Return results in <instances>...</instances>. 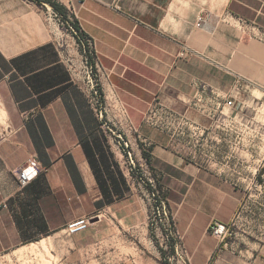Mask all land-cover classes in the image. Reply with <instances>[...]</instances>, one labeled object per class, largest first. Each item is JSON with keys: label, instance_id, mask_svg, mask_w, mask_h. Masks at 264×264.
<instances>
[{"label": "crops", "instance_id": "1", "mask_svg": "<svg viewBox=\"0 0 264 264\" xmlns=\"http://www.w3.org/2000/svg\"><path fill=\"white\" fill-rule=\"evenodd\" d=\"M55 1L90 39L105 115L88 103V66L72 34L46 6L0 0V264H102V231L70 235L66 226L96 215L146 225L130 151L164 189L188 263L209 264L221 245L209 227L232 222L242 194L199 157L231 116L215 119L191 101L224 96L233 75L264 91V0ZM30 158L39 171L21 188L14 173Z\"/></svg>", "mask_w": 264, "mask_h": 264}, {"label": "rangeland", "instance_id": "2", "mask_svg": "<svg viewBox=\"0 0 264 264\" xmlns=\"http://www.w3.org/2000/svg\"><path fill=\"white\" fill-rule=\"evenodd\" d=\"M58 23L66 35L72 34L66 30L65 23ZM65 34L59 40L61 46L66 45L68 38ZM82 42L84 43L83 39ZM71 43L69 45L80 52L86 58L87 66H90L93 60L88 50L86 49L84 54L81 43L75 38L71 39ZM92 73L94 79H97L94 67ZM231 78V84L225 94L234 100L233 108L222 110L220 107L218 110H211L209 107L204 112L206 115L215 116V119L223 114L230 115L229 122L225 125L215 124L214 129L216 126L217 128L214 132L220 135V142L217 143L211 138L212 142L207 143L208 148H204L199 157L207 163H216V170L228 177L241 191L242 202L233 221L227 224L231 235L221 241L209 264H264V91L250 85L249 80L244 77L233 75ZM236 85L238 87H235ZM102 101L104 108V95ZM196 103L197 99L191 101L192 105ZM162 108L163 105L156 100L153 110L157 116ZM202 111L205 110L201 108L200 112ZM103 114L105 115L104 112ZM118 134L121 146L128 152L130 146L126 148L123 144L127 142L126 138L121 134V130H118ZM215 145L218 149L213 147ZM209 146L218 151L214 156H211L212 150H209ZM130 153L132 158H128L133 169L132 177L136 183L140 182L144 192V196L141 194L144 199L141 201V211L146 218V225L125 228L116 221H111L110 215L91 220L89 228H97L103 233L102 264H189L180 247L179 252H175V237H169L168 240L165 237L164 228L170 227L171 218L165 204L167 224L164 227L160 200L152 187H156V175L148 166L142 165L141 160L134 158L131 151ZM149 180L154 184H150ZM159 195L161 196L160 193ZM170 239L174 241L172 247ZM216 239L220 241L219 238Z\"/></svg>", "mask_w": 264, "mask_h": 264}, {"label": "built area", "instance_id": "3", "mask_svg": "<svg viewBox=\"0 0 264 264\" xmlns=\"http://www.w3.org/2000/svg\"><path fill=\"white\" fill-rule=\"evenodd\" d=\"M44 6H46L48 8V10L50 11L49 16L59 22V19H58V16L56 15V13L51 8H49L47 5H44ZM202 23H203V20L199 19L196 26L200 27L202 25ZM66 30L70 31L72 33H75L72 26L69 24H67ZM81 45H82L83 50H84L83 53L85 54L86 49H87L89 55L91 57H93V51L91 49L92 45L90 43V40H84V43L81 41ZM186 53L187 52L185 50H183L180 52L179 56L185 57ZM92 60H93V67L96 69V67H95L96 63H95L94 59H92ZM86 63H87V60H86ZM87 65H88V63H87ZM93 67L88 66L87 81H86V85H85V87H86L85 88L86 98L88 100L89 105L92 108H94V110L96 111L97 115L102 116L104 109L102 108L98 92L95 89V87H97V84H96V79H94V75L92 73ZM249 83H250V85H253L256 87V85L254 83H252L251 81H249ZM235 87H238V85H236ZM211 95L212 96L206 97L205 99L202 98V96H200L199 99L200 98L201 99L200 100L198 99V102H200V101L204 102V104L207 105L208 109H209V107H211L210 108L211 110H214V108L216 110H218V109H220V107H222V110L225 108H227V109L233 108L234 100L232 101L231 99H229L230 97L227 96L226 94H224V96H221V95L214 94L211 91ZM151 114L155 115L156 111H154V110L151 111ZM168 115H173V114L168 113ZM123 144L127 148V143L124 142ZM127 156L129 158H131L130 153H127ZM38 171H39L38 161L35 158L28 159L26 161V163H24V165H22V167L14 173V177H15V180H16L18 186L21 188L25 187L27 184H29L37 176ZM149 182H150V184L151 183L154 184L153 181H151V180H149ZM152 187L156 190L157 197L160 200V208L162 210L161 212H162V214L164 216V220H165V224H163V226L165 227L167 224V221H166L167 214H166V211L164 210L165 209V201L160 197L159 191L157 190V188L154 185ZM153 196H154V194H153ZM158 212H159L158 214L160 215L159 209H158ZM96 217L99 218V216L96 215L90 219H78V220L72 221L71 223H69L66 226V230L68 231V233L70 235H74V234L86 231L89 228V226L91 225V220H93ZM164 231L166 232L165 237L167 240L169 237H172V238H173V236L175 237V233H173L170 230V227H168V228L165 227ZM209 231L214 237L219 238L220 242L222 240H224L227 236L231 235L228 225L217 222V221H214L211 223V225L209 227ZM174 249H175L176 253L179 252L178 245H175Z\"/></svg>", "mask_w": 264, "mask_h": 264}, {"label": "trees", "instance_id": "4", "mask_svg": "<svg viewBox=\"0 0 264 264\" xmlns=\"http://www.w3.org/2000/svg\"><path fill=\"white\" fill-rule=\"evenodd\" d=\"M33 1H35L37 4H39L41 6L49 5L51 7V9L58 16V19H59L60 22H63L66 25L67 24L71 25L73 30H74V32H75V33H72V35L77 40V42L81 43L82 39L83 40H90L82 32V30L78 26L77 22L74 19H72V18H70L68 16V13H67L66 9L63 6H61L59 3H57L55 0H33ZM90 66L93 67V63ZM96 90H98L97 92H98V95L100 97V102L103 103V101H102L103 93L101 91V88L97 86ZM142 157L145 160L146 164L149 165V155L146 153V151L144 149H142ZM155 182H156V188L158 189L159 193L161 194L160 197L165 201V204H166L165 193L163 191V188L159 185V182H158L157 179L155 180ZM170 228H171L172 232L174 233V228H173V225H172V221L170 222ZM170 242H171L170 247H172V245H174L173 239H170ZM160 253H162V251H160ZM162 264H164V263H162Z\"/></svg>", "mask_w": 264, "mask_h": 264}, {"label": "bare ground", "instance_id": "5", "mask_svg": "<svg viewBox=\"0 0 264 264\" xmlns=\"http://www.w3.org/2000/svg\"><path fill=\"white\" fill-rule=\"evenodd\" d=\"M106 100H107V103L109 105V108L112 110V111H117V103L116 101L114 100L113 96L111 93L107 92L106 94Z\"/></svg>", "mask_w": 264, "mask_h": 264}, {"label": "water", "instance_id": "6", "mask_svg": "<svg viewBox=\"0 0 264 264\" xmlns=\"http://www.w3.org/2000/svg\"><path fill=\"white\" fill-rule=\"evenodd\" d=\"M93 220H96V218H94Z\"/></svg>", "mask_w": 264, "mask_h": 264}]
</instances>
